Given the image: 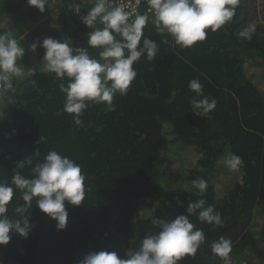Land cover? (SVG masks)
<instances>
[{"label":"trees","instance_id":"obj_1","mask_svg":"<svg viewBox=\"0 0 264 264\" xmlns=\"http://www.w3.org/2000/svg\"><path fill=\"white\" fill-rule=\"evenodd\" d=\"M78 4V15L59 17L58 37L73 48H88L94 29L81 17L92 4ZM235 11L231 21L215 32L206 30L207 39L191 48L159 33L149 16L144 35L157 43L156 58L149 60L145 54L133 64L137 76L126 95H114V110L108 111L106 103L87 102L82 125L63 111L66 97L60 85L66 87L68 78L58 79L39 63L44 48H39L37 65L21 66L23 78H14L13 88L2 91L9 109L0 114V183L11 185L15 172L33 178L32 168L54 150L81 166L85 199L79 206L65 201L68 223L63 230H57V222L34 199L24 214L28 237L10 230V242L0 246V264H80L85 255L99 251H115L124 258L159 231L153 219L171 221L178 215H188L205 235L195 256H185L178 264H264V95L244 74L245 60H264V0H240ZM47 13L27 0L2 1L0 35H8V16L31 25ZM250 25H255L251 39L242 38L239 33ZM94 27L103 25L98 20ZM100 51L88 49L96 59H101ZM30 68L34 75L28 74ZM193 79L203 85V96L189 89ZM203 97L217 103L200 116L190 101ZM166 137L170 145L192 151L191 166L180 179L168 178L180 186H160ZM232 154L243 161L236 171L240 179L216 196L211 180L230 170L219 164ZM29 158L31 165L16 167ZM200 179L207 181L204 193L193 186ZM199 199L221 214L222 226L200 221L199 210L187 213V205ZM141 201L148 202L149 213L141 209ZM23 204L22 193L14 187L8 217L22 220L15 208ZM256 212L262 218L257 231L252 225ZM221 237L232 245L227 262L212 252Z\"/></svg>","mask_w":264,"mask_h":264},{"label":"clouds","instance_id":"obj_2","mask_svg":"<svg viewBox=\"0 0 264 264\" xmlns=\"http://www.w3.org/2000/svg\"><path fill=\"white\" fill-rule=\"evenodd\" d=\"M30 6L44 12L47 0H27ZM92 7L81 17L82 23L94 30L88 34V48H73L66 42L51 37L44 38L40 44L33 43L31 51L37 47L45 49L43 60L47 72L55 74L58 79L68 78L65 87L63 111L73 115L74 123L82 125L81 115L88 107L87 102L106 103L107 110H114V95H126L137 76L133 64L146 54L154 60L159 52L157 43L144 35L149 22L147 14H135L126 11L115 0H89ZM240 0H146L154 13V26L159 33L169 34L176 45L191 48L197 42L207 39V31H217L232 20ZM70 8L79 13L78 4ZM103 27H94L96 22ZM255 25L242 30L239 35L251 39ZM119 37V38H117ZM142 41V44H141ZM101 49V59L89 55L88 49ZM25 55V48L18 40L8 35H0V91L13 88L14 78L24 76L23 69L18 66V59ZM101 60L103 62H101ZM29 75L34 70L29 69ZM189 89L197 96H203V85L196 79L189 82ZM193 112L204 115L216 107V100L208 97L193 98L190 101ZM32 160H21L16 167L24 169ZM242 158L232 154L226 161L232 171L242 166ZM33 178H26L19 172L12 176L11 185L0 183V246L7 245L10 230L28 237L29 219L25 216L32 201L51 219L55 220L57 230H63L68 223V211L65 201L79 206L85 199V180L81 166L57 151H49L44 161L32 168ZM22 193L24 204L15 208V212L23 219H10L7 215L8 205L13 199L14 187ZM193 186L199 193L207 189V181L194 180ZM178 203H181L178 200ZM198 212V219L214 226H222L221 214L214 207L205 206V200L199 199L187 205V213ZM159 228L156 234H149L138 250L126 257H119L115 251L92 252L83 257L80 264H178L185 256L194 257L205 240L201 229L195 228L188 215H178L167 221L160 218L152 220ZM195 229V230H194ZM232 251L231 241L223 237L212 244V252L226 262Z\"/></svg>","mask_w":264,"mask_h":264},{"label":"rangeland","instance_id":"obj_3","mask_svg":"<svg viewBox=\"0 0 264 264\" xmlns=\"http://www.w3.org/2000/svg\"><path fill=\"white\" fill-rule=\"evenodd\" d=\"M2 1H13V0H0ZM49 2V1H48ZM49 6H45L46 11L48 13L46 16L41 19L39 22L31 25H27V23H17V21L8 16L4 22L5 28L9 30L8 36L14 37L18 40L21 46L25 48L24 59H18V66L26 65L35 66L38 64V52L39 48L37 47L36 51L33 52L30 49V46L33 43L40 44L44 38L51 37L61 42H66L64 39H59L58 27H59V17L62 15H66V13L70 11V5L66 2L64 3L62 0H50ZM29 33V35H28ZM66 43L69 44L67 41ZM70 45V44H69ZM44 57V56H43ZM24 60V61H23ZM40 65L45 68V61L43 58L39 61ZM43 69V68H42ZM244 74L248 80H251L254 85L260 90V92L264 95V60L261 59H251L245 60L244 64ZM23 78V77H21ZM7 102L4 100V93L0 91V114L6 115L8 113ZM166 142L163 146V158L161 159L160 169L162 174L163 182H161L160 186H169L173 185V181L168 178H172L173 180L176 178L180 179L179 175L184 168L191 166L193 156L192 151L190 149L182 148L179 145H170L168 142L169 138H165ZM219 167H227L225 162L219 164ZM227 173H221L214 179H212V183L215 186V194L216 196H221L229 186L233 183L238 182L240 179V173L236 171L227 170ZM176 180V181H177ZM179 185L178 182L174 184ZM148 207L147 201H141L140 207L144 211L145 214L149 213L146 210ZM253 230L257 231L261 228L262 218L259 213L256 212L253 214L252 218Z\"/></svg>","mask_w":264,"mask_h":264},{"label":"built area","instance_id":"obj_4","mask_svg":"<svg viewBox=\"0 0 264 264\" xmlns=\"http://www.w3.org/2000/svg\"><path fill=\"white\" fill-rule=\"evenodd\" d=\"M62 1L64 3L66 2L67 4L69 3L71 5L78 4V2H79V0H62ZM87 1L89 2V0H87ZM115 2L120 4L121 6H123L126 11L132 12L133 13L132 18H134L135 14H139L141 11H145V13L148 16H150L151 18H154V13L150 10L149 5L146 3V0H115ZM71 12L74 15L79 14L76 11H74L73 9H71Z\"/></svg>","mask_w":264,"mask_h":264}]
</instances>
